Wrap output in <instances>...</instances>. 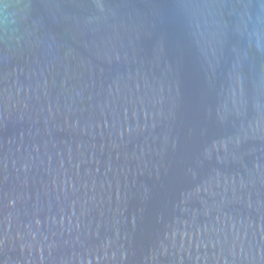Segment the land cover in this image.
I'll list each match as a JSON object with an SVG mask.
<instances>
[{
	"label": "water",
	"instance_id": "obj_1",
	"mask_svg": "<svg viewBox=\"0 0 264 264\" xmlns=\"http://www.w3.org/2000/svg\"><path fill=\"white\" fill-rule=\"evenodd\" d=\"M0 264H264V0H0Z\"/></svg>",
	"mask_w": 264,
	"mask_h": 264
}]
</instances>
